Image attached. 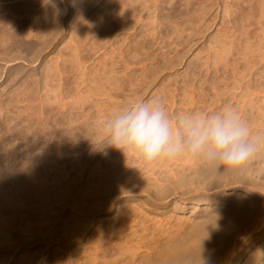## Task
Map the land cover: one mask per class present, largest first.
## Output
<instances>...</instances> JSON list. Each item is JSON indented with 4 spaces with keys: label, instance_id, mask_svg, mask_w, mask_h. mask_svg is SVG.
I'll list each match as a JSON object with an SVG mask.
<instances>
[{
    "label": "rangeland",
    "instance_id": "rangeland-1",
    "mask_svg": "<svg viewBox=\"0 0 264 264\" xmlns=\"http://www.w3.org/2000/svg\"><path fill=\"white\" fill-rule=\"evenodd\" d=\"M114 1V17L85 20L96 33L84 44L68 33L34 57L0 43V264H125L123 249L197 247L181 243V226L229 212L201 231L205 246L231 247L226 264H264V177L252 161L253 172L191 158L145 166L99 147L115 110L154 97L173 117L230 106L264 133V0ZM170 4L184 14L200 4L207 19L176 17ZM256 200L254 227L229 232L236 205Z\"/></svg>",
    "mask_w": 264,
    "mask_h": 264
},
{
    "label": "clouds",
    "instance_id": "clouds-1",
    "mask_svg": "<svg viewBox=\"0 0 264 264\" xmlns=\"http://www.w3.org/2000/svg\"><path fill=\"white\" fill-rule=\"evenodd\" d=\"M140 160L145 166L191 158L224 173L243 169L264 152V133L254 132L233 107L171 116L158 97L136 100L104 122L99 146ZM199 261L205 264L201 253ZM176 264H196L184 256Z\"/></svg>",
    "mask_w": 264,
    "mask_h": 264
},
{
    "label": "bare ground",
    "instance_id": "bare-ground-1",
    "mask_svg": "<svg viewBox=\"0 0 264 264\" xmlns=\"http://www.w3.org/2000/svg\"><path fill=\"white\" fill-rule=\"evenodd\" d=\"M21 1H23L22 4H17L12 7L3 8L0 6V43L4 45L13 42V48L15 49L16 54L24 53L26 56L34 55V57L46 47L47 44L45 43L47 40L59 43L61 37L63 40L64 35H67L68 33H72L73 36L79 37L80 42L84 44L86 37L88 38L90 33H96L95 30H89L88 26L93 23V21L100 23L103 22L105 18L114 17V14L117 13L118 9V6L114 4V0H108L106 5L103 4L101 6L103 10L93 14H90V11L92 8L99 6L100 0H94L88 5L84 4L82 0H65L64 2H61L60 0H51V2L48 0H39L40 8L37 9L38 15L33 17L32 9L36 10V2H30L31 0ZM182 1L184 3L186 2L187 6L196 3L193 2L196 0ZM198 5L192 6L193 10L187 11L186 14H184L183 9H180L179 4H170L169 10L174 16L180 18H185V16L188 18L203 16L204 14L202 13H200V15L198 14L200 4ZM69 15H73V20L68 25L66 24V21L67 16ZM200 18L205 20L207 19V15ZM241 19H243V17ZM85 20H88L91 23L85 24ZM29 27H34L35 30L30 31L28 29ZM33 33H35V35H33ZM32 36L35 37L38 44L35 42L25 43L23 41L24 38H31ZM81 48L82 47H80V49ZM7 57L10 58L11 56ZM60 57H62V55ZM54 66L56 69H59V64H57V62ZM251 161L253 165L261 170V174L264 177V158L257 155ZM242 170L253 172V170L249 169L248 165ZM257 202V200L254 201L253 204H243L239 202L240 204L236 205L237 208L235 214L228 218L230 220L234 217L235 220V222L230 221V226L227 227L229 232L238 233L246 231L250 226L254 227L253 225H255L256 222H252V219L256 214ZM204 203L213 206V209L220 204L219 201L214 200H204ZM259 211L264 213V203ZM230 213L231 212L228 214L217 213L209 215L206 217L207 220L202 223H187L181 226L183 230L185 227H188V229L190 228L188 238H183L186 243H181L187 244L188 246L193 244L197 247H148V253L141 256L137 251L129 253L126 249H123L121 257L128 260L125 264H176L179 258L190 256L195 258L196 264H202V262L199 261L201 253L205 264H226L228 260L225 258V255L228 252V248L230 249L231 247H224L223 244H221L223 247L219 245L218 247H207L202 239V236L205 234L200 237L199 235L201 234V231H214L215 228L220 226V221L225 218V216L229 217ZM261 225L264 226V220L261 221ZM254 229L256 230L257 227ZM261 245L264 247V235L261 239ZM238 258L239 254L234 256L233 260ZM115 262L119 263V261ZM256 262H258V260H256Z\"/></svg>",
    "mask_w": 264,
    "mask_h": 264
}]
</instances>
